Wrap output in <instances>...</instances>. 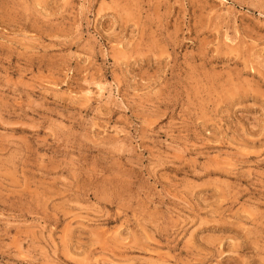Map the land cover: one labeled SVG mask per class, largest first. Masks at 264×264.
I'll return each instance as SVG.
<instances>
[{
  "label": "rangeland",
  "instance_id": "rangeland-1",
  "mask_svg": "<svg viewBox=\"0 0 264 264\" xmlns=\"http://www.w3.org/2000/svg\"><path fill=\"white\" fill-rule=\"evenodd\" d=\"M0 264H264V0H0Z\"/></svg>",
  "mask_w": 264,
  "mask_h": 264
}]
</instances>
